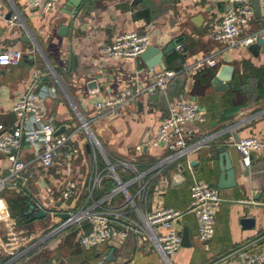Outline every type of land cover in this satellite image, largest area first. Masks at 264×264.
<instances>
[{
  "label": "crops",
  "instance_id": "1",
  "mask_svg": "<svg viewBox=\"0 0 264 264\" xmlns=\"http://www.w3.org/2000/svg\"><path fill=\"white\" fill-rule=\"evenodd\" d=\"M54 1L55 8L44 13L25 0H0V50L14 47L25 54L18 66L0 67V125L9 127L16 122L12 108L29 89L35 74L44 76L53 70L55 76L43 77L45 88L40 93L55 90V95L46 99L47 114L55 118V124L64 127V132L70 131L79 125L76 113L80 112L94 120L93 130L112 160H122L141 171H150L175 153L150 147L145 154L142 141L147 135L149 141L154 136L172 102L195 101L206 120L187 126L188 151L184 156L171 162L158 178L152 179L153 174L149 175L150 188L140 208L147 213L166 207L184 212L174 227L182 239L187 236L186 245L170 258L171 264H241L242 250L264 247V146L251 154L249 167H244L235 147L239 139L250 136L264 141V63L260 53L255 56L249 49L229 50L227 43L213 38L217 18L227 8H212L207 0H84L73 16L69 0ZM263 2L250 0L256 19L248 32L262 26L260 7ZM15 11L21 15L22 25L17 32L8 24ZM199 14L204 18L201 26L192 21ZM63 26L69 28L66 37L59 35ZM131 31L149 35L151 45L160 48L184 38L180 42L183 50L175 48L164 58L166 70L160 66L148 68L141 57L115 59L103 53L104 47L115 37ZM26 34L38 47L23 42ZM28 55H33L32 62L27 59ZM72 55L79 58L77 67L73 65ZM211 55L217 58L215 67L192 69L200 59ZM223 65L234 67L233 86L217 92L212 80ZM166 72L176 73L167 90H153L157 79ZM93 80L98 84L99 93H90L88 83ZM250 80L255 84H250ZM125 91L140 96L119 114L102 116L104 112L96 110L98 100ZM138 101L143 102L142 111H139ZM77 146L81 153L70 161L61 157L47 171L35 164L33 175L24 174V182L28 181L26 196L10 185L1 193L6 214L16 220L19 227L36 234L37 245L20 258L10 260L3 252L6 227L0 219V264L5 259L8 262L4 264H94L104 256L109 258V264H167L148 236L139 231L130 232L124 240L114 238L90 249L96 252L93 259L78 257L81 247L78 234L81 227L87 225L59 229L65 221L62 215L67 214L68 209L61 191L68 182H76L81 198L76 208L80 207L88 194L90 177L97 168L105 170L106 162L99 159L96 165L90 146L83 139ZM219 147H224L236 164L239 184L234 189H219L222 202L216 214L215 236L210 242H202L197 216L190 209V192L195 183L218 188L220 156L223 155L218 152ZM18 154L26 162L36 157L28 146ZM191 162L198 163L191 167ZM179 166L184 167L183 172ZM0 167L4 170V175L0 176L5 177L10 164L4 156H0ZM118 174L123 182L133 178L130 171L120 167ZM112 182L105 171L94 197L104 198L114 189L110 186ZM138 189L137 184L130 187L132 193ZM24 197L28 206L25 211L32 203L52 211L41 222L27 224L25 211L13 215L19 210L17 200ZM245 218H255V227L244 229L241 221Z\"/></svg>",
  "mask_w": 264,
  "mask_h": 264
},
{
  "label": "built area",
  "instance_id": "2",
  "mask_svg": "<svg viewBox=\"0 0 264 264\" xmlns=\"http://www.w3.org/2000/svg\"><path fill=\"white\" fill-rule=\"evenodd\" d=\"M33 8L48 13L55 8L54 0H25ZM212 8L222 6L230 8L220 13L217 18L213 38L218 42L228 44L229 50L249 49L258 43L264 42V2L260 7L262 26L248 32L251 23L256 19V11L250 0H207ZM13 32H17L21 25L19 12L8 21ZM151 37L147 34H139L136 31L118 35L110 44H107L103 53L110 58L129 59L139 58L151 45ZM176 50L182 51L183 46L178 43ZM264 63V52H260ZM25 54L19 49L8 47L0 54V67L18 66ZM217 58L214 55L203 57L192 69L199 70L204 67H215ZM51 70V69H50ZM51 76L53 70L44 74ZM175 72H166L157 79L153 90L165 92L169 81L175 77ZM35 74L29 89L20 95L12 110L16 115V122L6 127L0 125V156L7 158L10 167L5 177L0 176V194L13 186L19 188L25 196L26 185L24 174L33 175V168L38 164L43 171L54 167L56 162L65 157L69 161L73 156L81 153L77 146L83 139L90 146L96 165L99 159L106 162V169H95L88 183V194L78 206L81 198L79 185L76 182H68L61 191V196L67 202V214L59 229H66L75 224H86L81 227L78 234V242L82 248L93 249L103 246L114 238L126 239L130 232H141L148 236L150 242L160 251L167 262L182 248V236L175 230V224L182 218L184 212L175 208H161L153 212H144L140 205L146 198L151 180L163 175L168 165L175 159L187 153L189 133L187 126L192 123H203L206 118L199 104L195 101L176 100L169 105L168 115L161 122L157 132L149 141V146L165 152H174V155L166 158L164 162L156 165L150 171H141L136 165L122 160L109 161L110 155L104 149L99 137L93 130L94 120L86 118L80 112L76 113L79 125L67 132L56 135L60 128L55 124V118L47 114L46 99L55 95V90H44L43 77ZM54 93V94H53ZM140 94H132L129 91L104 100H98L96 110L104 112L102 116H114L122 112L126 107L136 102ZM25 146L30 147L35 153L34 160L26 162L19 156ZM264 146V141L258 136L241 138L235 143L237 151L242 156L244 167L252 163L251 154L258 152ZM16 150V153H13ZM83 150V149H82ZM130 171L133 178L123 182L116 167ZM108 172L116 187L104 198L96 199L94 194L100 188L104 172ZM149 179V180H148ZM127 183V184H126ZM132 184H137L136 193L130 191ZM190 209L196 214L199 224V238L202 242H210L215 236L216 214L221 206L222 199L218 188L204 183H195L191 187ZM77 198V200H76ZM137 198L139 202H137ZM2 200V199H1ZM78 201V202H76ZM73 203V205H72ZM139 203V204H138ZM35 211L44 209L47 214L52 210L46 206L35 203ZM31 205V204H30ZM4 204L0 201V219L6 227V241L3 244V252L10 259L15 260L30 252L37 245V235L30 229L18 226L16 220H12L5 212ZM24 217H30L26 210ZM115 225L122 228L118 229ZM245 249L240 252L241 264H264V247ZM94 264H109L107 256L102 257Z\"/></svg>",
  "mask_w": 264,
  "mask_h": 264
},
{
  "label": "water",
  "instance_id": "3",
  "mask_svg": "<svg viewBox=\"0 0 264 264\" xmlns=\"http://www.w3.org/2000/svg\"><path fill=\"white\" fill-rule=\"evenodd\" d=\"M69 3L73 7L71 12H72V15L74 16L77 13L78 9L83 5L84 0H69ZM219 7L222 8L221 6H219ZM228 9H230V8H227V10ZM192 21L195 25L201 26L204 22V18L201 14H199V15L195 16ZM68 33H69V28L67 26H63L60 28V31H59L60 36L66 37L68 35ZM22 40H23V42H25L27 44L33 43V44H35V46L38 47L37 43L36 42L34 43L28 34H26ZM177 44H178L177 40H174L173 42L168 44L165 48H160V47H157L155 45H150L147 48V50L141 55V59L145 62L147 67L150 69H153L157 66H160L163 70H166L164 58L167 55H169L170 53H172L173 51H175ZM249 50L255 56H258L261 51L264 52L263 40L259 39L258 43L251 46L249 48ZM1 52L2 51L0 50V54H1ZM27 59L29 60V62H32L33 55H28ZM78 61H79V58L75 55H72V62H73V65L75 67L78 66V63H79ZM233 74H234V67L233 66H230V65L221 66L220 69L218 70L217 74L215 75L214 79L212 80V86H213L214 90L217 92H221V91L227 90L228 88H231L233 86ZM0 85H1V79H0ZM88 88H89L91 94L99 93L98 84L95 80L88 83ZM137 105H138L139 111H142L143 102L138 101ZM12 118L14 121L16 120L15 113L12 114ZM64 130H65L64 127H60L57 130L56 135L63 133ZM149 148H150L149 136L147 135L145 137V139L142 141L143 153L147 154L149 151ZM16 152H17L16 150H13V153H16ZM218 152H220L223 155L220 156L221 174H220L219 181L217 183V187L220 190L234 189L239 184L238 168H237L236 164L232 161L229 152H227L224 147H219ZM197 163L191 162V167L196 166ZM179 170H181L183 172L184 167L179 166ZM243 176H245V177L247 176L245 172L243 173ZM174 178H177V177H174ZM243 187L245 188L244 185H243ZM0 201H2L1 200V194H0ZM35 205H36L35 203H32L31 205H29V213L31 216L28 217V220L26 221L27 224H31L37 220H43L47 217V211H45L44 209H38L36 212H34L35 211ZM62 219L68 220L69 215L68 214L62 215ZM241 223H242L244 229H252L255 227L256 219L255 218H245V219H242ZM115 227H117L118 229L122 228L119 225H115ZM186 240H187V236L184 235L183 241H182L183 246L186 245V242H185ZM7 264H13V263H7Z\"/></svg>",
  "mask_w": 264,
  "mask_h": 264
},
{
  "label": "rangeland",
  "instance_id": "4",
  "mask_svg": "<svg viewBox=\"0 0 264 264\" xmlns=\"http://www.w3.org/2000/svg\"><path fill=\"white\" fill-rule=\"evenodd\" d=\"M255 84V81H253V80H250V84ZM77 121H78V119H77ZM76 124V123H75ZM78 124H79V121H78ZM101 141V140H100ZM102 143V142H101ZM104 147V146H103ZM105 150H106V148H104ZM107 151V150H106ZM108 152V151H107ZM109 153V152H108ZM109 159V161L111 162V163H115V161L114 160H112L111 159V157H109L108 158ZM6 163V162H5ZM5 163H3V165H5ZM3 167V166H2ZM2 167H0V174H2V175H4L3 174V172H4V170H1V168ZM117 171H119V167L117 166ZM42 220H37L36 221V223H38V222H41ZM94 254H96V252L95 251H93V250H90V249H85V248H82V247H80L79 249H78V251H77V255H78V257L80 258V259H84V260H90V259H93L94 258Z\"/></svg>",
  "mask_w": 264,
  "mask_h": 264
},
{
  "label": "trees",
  "instance_id": "5",
  "mask_svg": "<svg viewBox=\"0 0 264 264\" xmlns=\"http://www.w3.org/2000/svg\"><path fill=\"white\" fill-rule=\"evenodd\" d=\"M262 25H263V24H262ZM183 39H184V38H179V39H178V43L182 42ZM173 58H174V57H173ZM210 74H211V73H210ZM110 186H111V187L113 186V188H115V187H116V184L112 182V185H110ZM17 206H19V210H18L16 213H13V215L22 214V213L25 211V209L28 207V206H27V202H26V198H25V197H24V198H19V199L17 200ZM25 219L28 220L27 217H26ZM6 262H8L7 259L3 260V261H2V264L6 263Z\"/></svg>",
  "mask_w": 264,
  "mask_h": 264
}]
</instances>
